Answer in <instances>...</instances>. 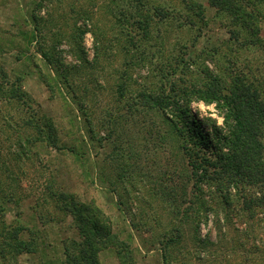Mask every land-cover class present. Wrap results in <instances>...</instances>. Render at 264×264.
Here are the masks:
<instances>
[{
    "label": "rangeland",
    "instance_id": "374dc122",
    "mask_svg": "<svg viewBox=\"0 0 264 264\" xmlns=\"http://www.w3.org/2000/svg\"><path fill=\"white\" fill-rule=\"evenodd\" d=\"M227 1L0 0V264H264V211L196 181L181 116L143 106L176 90L220 124L206 74L264 94V0Z\"/></svg>",
    "mask_w": 264,
    "mask_h": 264
},
{
    "label": "trees",
    "instance_id": "16d2710c",
    "mask_svg": "<svg viewBox=\"0 0 264 264\" xmlns=\"http://www.w3.org/2000/svg\"><path fill=\"white\" fill-rule=\"evenodd\" d=\"M218 1L219 4L228 5L227 0H214L216 4ZM206 79L207 81L190 91L195 96L191 98L213 104L217 114L221 116L220 124L216 118L194 116L188 104L177 101L176 90L173 98L170 95L144 93L150 104L145 103L143 106L170 110L181 116L180 120L187 126V134L183 127L175 126L178 125L177 121L174 122V127L182 138L180 147L187 154V162L196 181H215L223 203L227 206L231 205V196H235L232 191L236 190L240 197L235 203L241 201L240 209L247 212L257 209L264 211V94L239 76L233 77L228 85L217 75L206 74ZM188 91L185 90L182 94ZM23 93L20 90L13 96L20 98ZM142 96L144 100L148 99ZM93 228L96 229V226ZM94 232L96 235L101 234L107 242L112 241L110 232ZM16 235L18 236L17 233ZM24 246V250L28 251L27 246ZM90 249L94 251L95 248ZM22 250L23 248H19V251ZM80 252L86 255L84 250ZM90 258V264H97L95 258Z\"/></svg>",
    "mask_w": 264,
    "mask_h": 264
}]
</instances>
